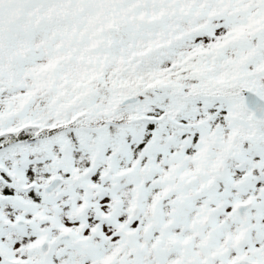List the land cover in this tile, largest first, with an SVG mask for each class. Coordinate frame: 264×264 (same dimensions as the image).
I'll return each mask as SVG.
<instances>
[{
	"label": "snow or ice",
	"instance_id": "snow-or-ice-1",
	"mask_svg": "<svg viewBox=\"0 0 264 264\" xmlns=\"http://www.w3.org/2000/svg\"><path fill=\"white\" fill-rule=\"evenodd\" d=\"M0 264H264V0H0Z\"/></svg>",
	"mask_w": 264,
	"mask_h": 264
}]
</instances>
